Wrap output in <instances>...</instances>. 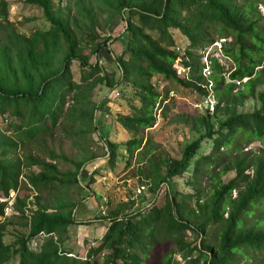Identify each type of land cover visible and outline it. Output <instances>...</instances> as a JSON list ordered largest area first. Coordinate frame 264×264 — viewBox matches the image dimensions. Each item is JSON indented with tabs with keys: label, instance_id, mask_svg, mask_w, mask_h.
<instances>
[{
	"label": "trees",
	"instance_id": "trees-1",
	"mask_svg": "<svg viewBox=\"0 0 264 264\" xmlns=\"http://www.w3.org/2000/svg\"><path fill=\"white\" fill-rule=\"evenodd\" d=\"M24 2L41 11L49 28L26 38L0 26V114L11 110L14 116L24 118L26 113L28 117L22 124L13 128L18 131L25 128L27 135L34 137L44 126L46 117L55 126L66 98L71 95L72 104L65 116L71 127L77 126V130L67 134L73 140L74 134L86 135L87 127L97 131L94 123L97 106L91 101L92 90L98 85L110 90L127 85L139 107L131 106L133 113L117 117L116 121L132 138L124 145L104 141L102 159L113 169L122 148L128 164L138 151V163L143 160L149 163L147 170L139 169V175L151 182L153 196L164 186L165 202L161 207L151 203L146 217L140 211L130 214L115 211L103 217L101 221L110 224L98 243L89 248V258L69 257L61 252L60 244L62 235L76 224V206L66 192L78 182L77 176L84 165L99 156H82L74 172L68 173L72 179L66 174L59 178L55 163L29 157L26 167L37 166L39 171L26 175L25 184L35 194L30 201V195L16 194L11 207L15 214L7 218L4 208L9 195L18 189L21 162L12 156L18 143L0 132V198L3 200L0 202V264L14 257H18V264H146L151 248L161 236L169 238L174 245L162 264H174L175 248L185 251L184 256L194 264H264V89L261 90L264 15H255L256 3L264 4V0L245 1L238 6L232 0H75V15H71L69 7L65 8L66 12L60 6L55 8L54 0ZM110 11L128 15L124 26L125 48L113 58L120 73L117 80L97 62L89 63L85 47L75 32L82 30L81 36L90 39V54L98 53L114 38L94 43L98 36L91 34L87 25L96 27L99 12L107 15ZM109 22L106 17L104 25ZM147 28L156 32V37L146 33ZM211 28L223 39L228 38L229 30L235 34L234 40L227 42L230 47L220 50L233 61V69L225 70L213 57L207 65L202 56L195 55L194 51L215 42ZM171 30H177L189 43L182 56ZM58 54H61L59 59ZM73 62L82 69L80 83L72 80ZM175 62L188 70L186 78L178 76ZM206 67L211 71L208 76L202 74ZM155 76L163 82L176 83L204 101L210 98L214 101L211 112L206 103L203 115L176 114L171 120L199 134L186 145L179 159L153 160L150 155L154 150L149 148L145 152L147 147H142L140 133L155 124V105L168 95L167 90L157 92L151 83ZM243 79L238 88L235 82ZM249 101L254 103L252 111H242ZM166 114L165 110L163 116ZM204 140L212 142L211 153L194 160ZM255 141L259 143L256 151H243L242 143ZM192 161L191 176L182 180V185L191 192L181 193L172 179L184 175ZM246 172H251V178L241 189L234 180L223 179L229 173L240 177ZM93 183L90 177L87 187ZM44 192L50 193L47 199H42ZM28 205L33 207L30 212ZM13 225L27 229V233L18 234L12 244H5L6 229ZM211 227H216V234H210ZM188 233L194 234L198 243L189 242Z\"/></svg>",
	"mask_w": 264,
	"mask_h": 264
},
{
	"label": "rangeland",
	"instance_id": "rangeland-1",
	"mask_svg": "<svg viewBox=\"0 0 264 264\" xmlns=\"http://www.w3.org/2000/svg\"><path fill=\"white\" fill-rule=\"evenodd\" d=\"M237 6L245 3V1L253 0H232ZM256 1V0H255ZM6 5L0 4V26H4L6 30L16 31L26 38H32L37 32H43L49 28V24L42 17V13L35 7H32L24 2V0H0ZM75 0H54V7L60 6L66 12L67 7L71 10V15H75ZM255 15L262 17L264 15V4L262 2L256 3ZM128 15L126 13H115L110 11L106 14L99 12L97 15L98 25L96 27L87 28L91 34H96L98 38L94 43H102L106 38H114V41H109L108 44L102 47L98 53L90 54V39L81 36L82 30L75 29L77 37L81 40V45L85 47L84 54L88 55L89 63L97 64L103 68L107 73L113 74L115 80L119 78V70L114 61V56H119L125 48L127 41V34L124 33L125 19ZM109 18L110 22L104 25L105 19ZM138 23L137 18L132 19ZM264 25V23H263ZM175 46L179 49V55L182 56L189 43L186 38L177 30H171ZM146 33L152 37H156L157 33L147 28ZM211 34L214 36L215 42L206 45L200 50L194 51L196 56H202V61L208 65L211 57L218 59L220 64L224 66L225 70L234 68L233 61L221 53V47L229 48L227 45L229 40H234L235 34L229 30L227 32L228 38H221L218 33L211 28ZM226 40L225 43H223ZM176 50V49H175ZM61 54H58V59ZM125 59L128 56L124 57ZM174 68L179 77L186 78L188 70L184 68L179 62L174 63ZM72 73V80L75 83H80L82 76V69L77 62H73L70 67ZM202 74L208 76L211 71L208 68L202 71ZM151 83L156 86L158 93L168 91L167 99L158 101L153 110L155 116V124L145 129L140 133L143 139L142 147L147 149L152 148L154 152L150 157L155 159L174 158L179 159L182 151L191 141L197 139L199 134L189 132L186 127L176 125L171 120L176 114H190L193 116L203 115L206 113L203 104L208 103V111L213 110L214 101H204L195 93H190L187 89L178 86L174 82H163L160 77L155 76L151 79ZM242 84L238 88H241ZM211 84L208 83L207 88L210 89ZM264 87H261L263 90ZM91 101L97 106V114H95L94 123L97 126V131L87 127L86 135L73 136V140L67 137V134L73 129L77 130V126L71 127L68 123L65 112L71 106V95L65 100L63 110L59 114L55 126H51L49 117L45 118L44 126L34 137H29L26 129L20 131L13 128L14 125H20L23 119L28 115L25 113L24 118L16 117L11 114V110L0 114V132L10 137L18 143L17 151L13 152V157L21 162V175L19 177V186L14 194L30 195L28 201L32 200L35 192L30 190L29 186L25 184L26 175L37 173L39 168L26 167L29 157L36 158L42 161L53 162L57 166L59 178L64 174L68 179V173L74 172L75 164L78 163L82 156L87 157L90 154L99 156L95 161L84 165L82 172L77 176L78 182L67 190L66 194L73 205L74 220L77 221L70 232L62 235V243L60 244L61 252L72 254L80 258L88 253L89 248L94 247L98 241L106 233L108 223L107 221H100L103 217L110 216L113 212L118 211L121 214H130L133 212H142V217L147 216V209L154 204L157 207L163 206L165 202V188H159L156 195L150 192L151 182L139 175V169H148L149 163L143 160L138 163V151L133 155V159L128 164V156L122 148L117 157L115 167L109 168L107 163L102 159L105 156L104 141L124 145L132 134L122 128L117 123V117H124L133 113L131 106L139 107L138 101L134 98L133 92L125 84L117 87L115 90H110L104 85H98L92 90L90 94ZM254 108V103L247 102L245 107L241 110L250 112ZM167 111L166 116L163 112ZM85 125H89L85 122ZM90 126V125H89ZM94 126V125H93ZM214 130L217 129V124L214 123ZM84 128V127H82ZM86 128V127H85ZM243 151L254 150L259 147L258 142L242 143ZM212 150V142L204 140L201 144V149L198 151L196 160L200 156L208 155ZM86 151V153H85ZM194 161L191 162V167L181 177L172 179L175 188L181 193H189L190 189L182 185V180H186L191 176V168ZM95 168V169H94ZM92 177L94 183L87 187L89 178ZM251 178V172H246L240 177L234 173H229L224 176V181L234 180L238 189L244 185ZM143 187L141 194L137 191ZM12 193V194H13ZM61 192L58 191V194ZM173 193V192H172ZM57 194V193H55ZM236 192L233 193L235 195ZM50 195L44 192L42 199H47ZM1 202V200H0ZM8 204V203H7ZM13 204V203H12ZM12 205L9 207L7 218L15 214L12 210ZM28 211L33 210L32 205H28ZM26 212V215L30 213ZM149 214V213H148ZM18 216V215H17ZM91 221L89 225L82 224L83 222ZM80 222V223H79ZM216 227L209 228L210 234H216ZM27 229L17 225L9 226L6 229L3 241L5 244H12L18 234H26ZM214 236V235H213ZM187 240L192 244L198 243V239L194 234H187ZM211 243L214 239L208 238ZM36 243V242H35ZM93 243V244H92ZM34 245H32L33 247ZM174 249V245L169 238L163 236L158 238V242L151 248L149 256L146 258V264H162L163 257ZM185 251L176 249L173 255L172 262L174 264H194L188 256H184ZM195 256V253L193 254ZM103 256H100L102 260ZM6 264H18V257L12 258Z\"/></svg>",
	"mask_w": 264,
	"mask_h": 264
},
{
	"label": "built area",
	"instance_id": "built-area-1",
	"mask_svg": "<svg viewBox=\"0 0 264 264\" xmlns=\"http://www.w3.org/2000/svg\"><path fill=\"white\" fill-rule=\"evenodd\" d=\"M177 50H178V48H177ZM205 63H206V60H205ZM236 84H237V85H240V82H236ZM210 101H211V100H210ZM210 101H209V102H210ZM94 169H95V168H94ZM142 190H143V187H141L137 192H138L139 194H141ZM15 197H16V194H14V193H13V194L11 193V194L9 195V198H8V204H7V206L4 208V215H7V214H8L9 207L12 205V203H13ZM0 200H1V202L3 201L1 198H0ZM118 220H121V217H120ZM107 223H108V225L110 224L109 222H107ZM40 235L42 236V233H41ZM68 256H69V257H75V256L72 255V254H68ZM101 256H103V254H102ZM87 258H89L88 253L85 254V256L82 257L81 259H82V260H86Z\"/></svg>",
	"mask_w": 264,
	"mask_h": 264
},
{
	"label": "clouds",
	"instance_id": "clouds-1",
	"mask_svg": "<svg viewBox=\"0 0 264 264\" xmlns=\"http://www.w3.org/2000/svg\"><path fill=\"white\" fill-rule=\"evenodd\" d=\"M203 63H205V62H203ZM205 64H206V63H205ZM206 68H207V71H208V67H206ZM206 68H204L203 70H205ZM244 81H245V79H243V80L240 82V84H243ZM237 82H239V81H237ZM235 83H236V82H235ZM236 86L239 87L240 85H237V84H236ZM210 100L212 101V99L210 98V99H208V102H209Z\"/></svg>",
	"mask_w": 264,
	"mask_h": 264
},
{
	"label": "crops",
	"instance_id": "crops-1",
	"mask_svg": "<svg viewBox=\"0 0 264 264\" xmlns=\"http://www.w3.org/2000/svg\"><path fill=\"white\" fill-rule=\"evenodd\" d=\"M100 221H101V219H100ZM76 223H78V222L76 221ZM79 223H80V222H79ZM73 226H74V225H73ZM73 226H72V227H73ZM70 230H71V228H69V229L67 230V233L70 232ZM92 244H93V243H92Z\"/></svg>",
	"mask_w": 264,
	"mask_h": 264
}]
</instances>
